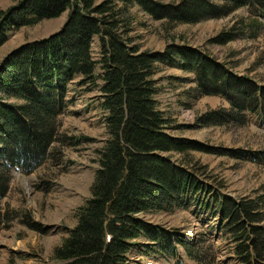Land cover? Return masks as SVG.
Returning a JSON list of instances; mask_svg holds the SVG:
<instances>
[{"label":"trees","instance_id":"16d2710c","mask_svg":"<svg viewBox=\"0 0 264 264\" xmlns=\"http://www.w3.org/2000/svg\"><path fill=\"white\" fill-rule=\"evenodd\" d=\"M217 1L18 0L0 10V47L11 27H33L68 13L58 32L21 46L0 65V225L10 220L3 199L15 175L58 165L61 117L76 99L69 91L78 96L83 90L98 89L108 137L97 151L99 167L91 197L77 209V225L54 249L53 264H128L143 237L164 240L161 246L169 256L179 255V243L200 264L216 262L206 240L174 241L162 227L139 218L143 213L174 212L191 191L201 189L192 152L246 156L170 133L171 120L156 100L157 63L166 57L181 58L185 70L196 72L200 93L229 101L230 109L209 115L207 121L217 125L245 122L249 113L264 120V85L240 78L197 50L177 45L164 52L142 50L131 30L135 7L172 24H195L246 5L264 9V0ZM233 38L229 32L221 33L216 42L226 44ZM95 39L100 41L99 61L93 54ZM175 155L180 159L175 161ZM40 186L48 190L44 181ZM215 202L239 262L264 264V195L237 201L217 193ZM206 205L211 208V202ZM22 221L40 231L28 216Z\"/></svg>","mask_w":264,"mask_h":264},{"label":"rangeland","instance_id":"374dc122","mask_svg":"<svg viewBox=\"0 0 264 264\" xmlns=\"http://www.w3.org/2000/svg\"><path fill=\"white\" fill-rule=\"evenodd\" d=\"M157 1L175 4L181 0ZM17 2L0 0V10ZM133 13L131 37L142 50L164 52L169 45L197 50L216 59L240 78H252L264 85V9L261 7L246 5L222 17L195 24L155 20L139 7L133 8ZM67 18L68 13H65L33 27H11L7 41L0 47V65L21 46L58 32ZM227 32L234 38L226 44H218L216 38ZM99 45L100 41L95 39L93 54L97 61L101 58ZM157 67L156 100L159 109L171 120L170 133L218 149L244 152L246 156L235 158L192 152L201 189L191 191L182 207L174 212L143 213L139 218L162 227L174 241H178V237L184 243L206 240L205 245L211 248L209 253L216 254L213 264H241L222 229L224 222L215 197L222 193L240 201L264 195V120L257 113H249L242 123L209 122L207 119L212 113L230 109L229 101L200 93L196 72L185 70L184 61L179 57H166ZM73 96L76 99L69 103L61 117L63 146L58 165L29 175L17 173L10 192L3 199L10 220L0 225V264H53L54 249L77 225V209L91 197L90 189L99 167L97 151L108 137L105 113L100 106L98 89L83 90L78 96L71 89L69 97ZM173 159L177 161L180 156L175 155ZM41 181L48 190L40 186ZM210 202L209 209L206 204ZM26 216L40 231L22 221ZM163 243L162 239L152 242L141 238L131 251L128 264H200L190 258L179 243L177 257L165 254Z\"/></svg>","mask_w":264,"mask_h":264}]
</instances>
